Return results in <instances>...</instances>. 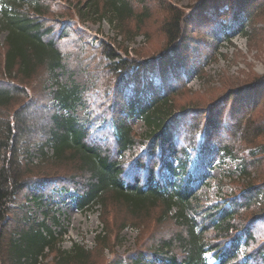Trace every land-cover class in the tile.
I'll list each match as a JSON object with an SVG mask.
<instances>
[{
	"label": "trees",
	"instance_id": "16d2710c",
	"mask_svg": "<svg viewBox=\"0 0 264 264\" xmlns=\"http://www.w3.org/2000/svg\"><path fill=\"white\" fill-rule=\"evenodd\" d=\"M133 1L65 0L76 8L82 23L106 21L115 36L122 37L120 43L114 39L113 44L99 42L96 46L87 42L84 31L76 29L71 14L70 20L62 18L61 13L69 11L50 0H0V34L5 33L3 72L9 79L0 81V110L18 105L13 124L0 116V264H40L49 253L54 254L56 264L94 262L84 246L62 249L66 231L56 232L47 225L51 219L60 227L52 193L62 191L73 193L70 197L81 213L106 211L115 205L139 221L143 213L157 207L166 217L175 209L171 218L182 232L140 251L134 264H210L208 253L213 264H264V183L251 177L264 162V76L247 74L238 87L226 88L222 96L204 106L195 104L202 101V95L192 97L186 86V72L203 75L204 61L215 58L218 49L217 44L213 48L200 42L201 51L191 50L194 34L189 30L208 32L224 24L223 35L231 42L237 33L246 36V29L255 32L256 24L264 22V0H206L191 15L161 1L160 9L166 14L160 25L165 46L157 54L146 52L145 60L139 51L130 58L124 47L136 36L126 31V23L141 16L135 14ZM70 34L79 36V42L94 53L100 51L108 62L105 76L109 80L99 90L102 100L108 101L110 131L105 124L92 128L93 118L81 123L68 114L83 101L76 86L68 88L57 80V70L64 69L58 42ZM262 44L250 46L261 51ZM36 75L53 80L57 87L48 95L41 91L35 100L29 85ZM130 91L133 95L127 98ZM42 96L67 114L39 110L37 100ZM134 118L144 124V134L134 133L130 123ZM33 144L42 162L70 164L72 172L34 181L31 162L20 161L21 155L30 154ZM213 147L217 148L213 158L219 163L239 161L240 175L249 183L199 213L197 193L184 176ZM46 148L52 151L50 159ZM247 148L253 149L244 157ZM161 170L172 179L164 181ZM29 202L46 207L42 222L29 216ZM105 232L96 236L102 247L108 239ZM209 232L214 237L207 242L204 237ZM121 261L119 256L114 260Z\"/></svg>",
	"mask_w": 264,
	"mask_h": 264
},
{
	"label": "rangeland",
	"instance_id": "374dc122",
	"mask_svg": "<svg viewBox=\"0 0 264 264\" xmlns=\"http://www.w3.org/2000/svg\"><path fill=\"white\" fill-rule=\"evenodd\" d=\"M50 1L54 5L69 11L61 13L62 18L70 20L69 14H71V20L77 25L76 29L87 34L86 40L89 44L99 45L96 41L113 44L114 39H116L117 43L121 42L122 37H116L115 32L112 31L106 21L92 23L86 20L82 23L76 8L71 5L68 6L69 4L65 0ZM161 1L170 3L183 10L187 15H191L197 6L206 0H134L133 10L136 15L141 16H135L126 23V31L136 34L131 41L124 43L130 58L137 57L135 51H139L141 52L142 60H145L148 58L146 57V52L157 54L164 48L165 40L160 31V25L166 14L160 9L163 6ZM223 25L219 23L208 32H203L200 28L195 29V31L193 29L189 30V34H194V41L190 45L191 50L195 51L198 49L201 51L202 44L200 42H206L208 46L213 48L216 44L218 45L217 51H214L216 54L215 58L204 61L203 75L196 76L192 72H186L188 78L186 86L189 94L192 97L202 95V101L195 103L198 106H204L206 102L213 98L222 96L226 88L229 90L231 87H238L246 79L247 74H253L255 77L264 76V50L259 51L260 49L251 47L260 43H263L262 45L264 46V22L256 24L255 32L251 31L250 28L249 30L246 29V36H241L237 33L230 39L231 42H228V39L223 35ZM4 38L5 33L0 34V81L6 82L9 79L4 77L3 72ZM78 38L79 36L70 34L58 42V48L64 56V69L57 70L59 85L67 86L68 88L76 86L81 92L83 99L82 103L77 105L74 113L69 112L68 114H73L81 123L90 122L93 118L96 121L92 122V128H98V126L105 124L110 131L112 122L109 119L108 101L102 100V92L99 90L101 88L100 84L109 80L108 75L105 76L107 73L105 67L108 66V62L99 55L100 51L94 53L92 48H88L83 41L79 42ZM118 53H120V56L125 57L123 52L118 51ZM110 82L107 86H110ZM56 87V83L53 80L44 81L43 76L38 77L36 75L29 85V92L31 97L36 100L41 91L44 92V95H48ZM132 95L133 93L130 91L126 97L128 98ZM38 101H40L37 107L39 110H53L59 115L67 114L61 111L56 103L50 101L47 96H42V99L40 97ZM17 109L18 105H12L8 111L0 110V116L11 122ZM38 115L39 113L37 112V118ZM130 123L136 135L144 134L146 129L140 120L134 118L131 119ZM11 124L13 123L11 122ZM107 129L106 132H108ZM204 133L206 136H210L208 129H205ZM37 135L35 134V136ZM109 142L113 143L111 134H109ZM37 149V145L33 144L30 147V154H23L20 157V161L24 164H28V161L31 162L29 168L33 170L31 172L33 174L30 177L34 181L41 178V176L51 178V176L58 173L60 174L59 176H62L72 172L73 166H70V164L56 166L57 163L47 164L51 160L42 162ZM252 149H244L242 155L246 157ZM216 151V147L207 151V158L201 162L192 163V171L189 175L184 176V179L191 180L192 189L197 193L200 206L198 209L199 213L208 210L216 203L222 202L229 195L246 189L249 183L246 180L247 177H241L240 175L239 170L241 167L239 161L228 159L224 163H219L213 158V153ZM45 152L50 159L52 151L46 148ZM172 162L176 166V163ZM160 174L164 181L172 179L166 176L165 171L161 170ZM252 174L251 177H253L254 182L263 184L264 162L258 172ZM70 195H73V193L69 192L67 194L64 191L52 193L53 211L60 227H55L51 219L47 221V225L56 232H59L60 229L66 231L62 237L60 246L62 249L69 250L73 244H79L91 252V256L94 258L92 264L95 261L97 264H134L140 251H146L151 244L168 240L182 232L181 226L171 218L175 214V209L166 217L162 209L157 207L143 213L139 217V221H136L129 216L125 208L115 205H111L106 211L98 209L95 212L81 213L76 209ZM28 210L29 216L35 221L40 223L45 219L46 207L29 202ZM187 215L192 217L190 213H187ZM103 219L107 221V226H104ZM242 219L246 220V216ZM123 224H126V226L121 228ZM102 231H106L108 234V239L104 242L103 247L98 245L96 239V236ZM213 237L214 233L209 232L204 238L208 242ZM53 255L49 253L45 259L42 258L40 260V264H56ZM117 256L121 258V263L114 262ZM207 260L210 264L214 262V258L212 259L210 253L207 255Z\"/></svg>",
	"mask_w": 264,
	"mask_h": 264
},
{
	"label": "built area",
	"instance_id": "2783aa9c",
	"mask_svg": "<svg viewBox=\"0 0 264 264\" xmlns=\"http://www.w3.org/2000/svg\"><path fill=\"white\" fill-rule=\"evenodd\" d=\"M206 258H207V256H206Z\"/></svg>",
	"mask_w": 264,
	"mask_h": 264
}]
</instances>
